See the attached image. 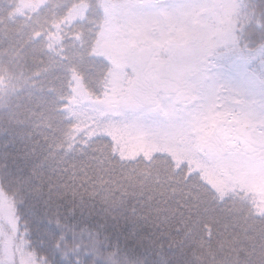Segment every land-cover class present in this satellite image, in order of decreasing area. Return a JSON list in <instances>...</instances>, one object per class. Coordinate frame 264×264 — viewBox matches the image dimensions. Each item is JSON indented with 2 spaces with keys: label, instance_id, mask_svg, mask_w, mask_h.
<instances>
[{
  "label": "snow or ice",
  "instance_id": "snow-or-ice-1",
  "mask_svg": "<svg viewBox=\"0 0 264 264\" xmlns=\"http://www.w3.org/2000/svg\"><path fill=\"white\" fill-rule=\"evenodd\" d=\"M0 264H264V0H0Z\"/></svg>",
  "mask_w": 264,
  "mask_h": 264
}]
</instances>
